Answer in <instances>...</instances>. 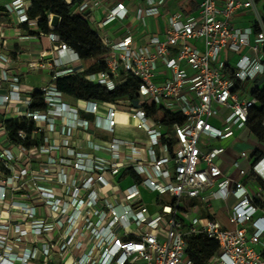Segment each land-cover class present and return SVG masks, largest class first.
Segmentation results:
<instances>
[{
	"label": "built area",
	"instance_id": "built-area-1",
	"mask_svg": "<svg viewBox=\"0 0 264 264\" xmlns=\"http://www.w3.org/2000/svg\"><path fill=\"white\" fill-rule=\"evenodd\" d=\"M108 2L77 0L73 11L103 29L128 14L122 2ZM166 2L144 0L135 9L143 45L132 27L114 40L101 35L106 70L84 76L108 90L121 74L135 77L133 101H64L54 79L83 69L72 66L77 53L53 33L39 32L52 48L27 63L50 73L45 86L24 85L13 58L0 51V264H195L187 247L200 236L217 242L204 264H264V154L239 151L229 164L234 178L220 160L225 147L212 143L247 127L257 103L251 88L264 85L262 14L256 0H199L196 14L167 12L160 37L147 19ZM2 5L0 19L11 15L35 28L31 0ZM239 14L247 21L239 24ZM34 90L44 107H31ZM176 112L182 123H162ZM120 114L145 137L113 135ZM8 119L25 123L16 140ZM96 130L112 138L98 140ZM142 189L155 194L153 202Z\"/></svg>",
	"mask_w": 264,
	"mask_h": 264
},
{
	"label": "trees",
	"instance_id": "trees-1",
	"mask_svg": "<svg viewBox=\"0 0 264 264\" xmlns=\"http://www.w3.org/2000/svg\"><path fill=\"white\" fill-rule=\"evenodd\" d=\"M76 3L77 0H72L69 3L66 0H31L27 16L30 20L35 21V28H30L26 23L19 24V28L30 36H37L39 32L44 34L53 33L58 36L59 41L71 47L77 53L79 59L89 62L81 71H74L54 79L55 86L64 95L74 99L102 102L135 100L139 83L131 75L121 74L113 90H108L101 84L85 79L84 76L88 73L106 70L104 56L107 50L98 31L91 26L87 16L73 11ZM4 10L5 7L0 5V11ZM49 16H52V27L49 24ZM262 19L264 23V11ZM251 94L257 98V103L249 109L246 124L251 132L261 140L264 139V85H254L251 88ZM31 97L33 99L32 108L44 107L40 91L34 90ZM147 109L149 113L156 111L153 106H147ZM175 122L182 123L183 115L178 112L163 115L162 123L164 125L170 126ZM24 125V121L18 119L6 120V127L12 140H16V130L24 127ZM169 144L171 146V139H169ZM123 175H125V172ZM262 204L264 205V202ZM216 250L217 242L205 236L190 240L187 247V251L194 259L195 264H204L205 258Z\"/></svg>",
	"mask_w": 264,
	"mask_h": 264
},
{
	"label": "crops",
	"instance_id": "crops-1",
	"mask_svg": "<svg viewBox=\"0 0 264 264\" xmlns=\"http://www.w3.org/2000/svg\"><path fill=\"white\" fill-rule=\"evenodd\" d=\"M116 2H122L127 8L128 14L124 18L116 19L110 22L105 27H103V29H98L94 22L90 23L91 26L98 31L100 36L105 35L110 40H114L121 37L127 28L132 27L133 35L135 37V44L143 45L145 43V38L143 36V27L137 25L134 19V11L137 7L143 5L144 0H109L108 4L109 6H112ZM198 4L199 0H167L165 6L161 8V12L159 15L147 19L149 30L151 31V33L158 34L160 37H163V33L166 27L165 15L167 12H182L184 14H196L198 12ZM8 19L10 21L9 23L3 22L1 25L2 28L0 32V51L8 54L13 58L14 63L12 67L13 69L21 73L22 82L24 85L36 89L51 83L52 80L50 73L41 70H29L27 67V63L32 59H37L39 52L51 50L52 42L47 36L27 35L15 23L14 16L10 15ZM236 21L239 24L246 22L247 16L239 14L236 18ZM1 41H3V44ZM195 43L201 45V42L198 40L195 41ZM55 55H57V52H53V56ZM88 64V61L78 59L72 64V66L74 68L84 69ZM33 72H39V75L46 74L48 75L49 79L46 80L42 76L38 79V81L36 78H29L30 75L34 74ZM64 101L70 104H75L77 102V99L64 95ZM105 110L106 105L100 104L99 114L101 116L105 114ZM118 121L121 122V124L116 126L115 131L118 128V133H120L121 135L129 139L145 137L144 132L140 129H137L133 125L132 121L128 120L125 116L121 114L118 115ZM122 122L125 123L122 124ZM212 123L214 125H218L217 121L215 120H213ZM95 135L98 140H109L110 138H112V132H105L102 130H96ZM212 143L213 146L223 145L225 147V152L221 156L222 159L220 160L224 161L223 168L226 169L229 168V164L231 163V161L238 157V152L241 150H245L250 156L264 154V139L259 140L248 127L236 130L231 138L222 141L213 140ZM97 153L101 156H107V152L105 151L100 150L97 151ZM241 164L244 167H247V163L244 159L241 160ZM229 171L232 177L238 178L237 171L233 167L229 168ZM129 180L130 179L127 177L124 185H126ZM149 195L151 199L147 203L153 202L152 200L155 196V194L153 193H149ZM153 208L154 205H151L150 209ZM219 215L220 214H218V216Z\"/></svg>",
	"mask_w": 264,
	"mask_h": 264
},
{
	"label": "rangeland",
	"instance_id": "rangeland-1",
	"mask_svg": "<svg viewBox=\"0 0 264 264\" xmlns=\"http://www.w3.org/2000/svg\"><path fill=\"white\" fill-rule=\"evenodd\" d=\"M7 2H9V0H0V5H1V4H5V3H7ZM257 8H258V10L260 11V13L263 14V11H264V0H259V1L257 2ZM0 21H4L5 23H9V22H10L9 19H7V18L0 19ZM33 73H34V72H33ZM38 73H39V72H35L34 74L31 73L32 75H30L29 78H30V77H31V78L33 77L34 79L36 78L37 81H38V79L41 78V76H42V77L45 78L46 80L49 79L48 75H46V74H45V75H39ZM40 74H41V73H40ZM149 102L152 103L151 100H150ZM114 135H115V136H120V137L122 136V137H124V138H127V137L121 135L120 133H118V128L116 129ZM123 185H124V183H123ZM142 193H143V195H144V200H145L146 202H148V201L151 199L149 193H148L146 190H144V189H142ZM218 219H219L223 224L226 223V221H225V216H223L222 214H220V215L218 216Z\"/></svg>",
	"mask_w": 264,
	"mask_h": 264
},
{
	"label": "bare ground",
	"instance_id": "bare-ground-1",
	"mask_svg": "<svg viewBox=\"0 0 264 264\" xmlns=\"http://www.w3.org/2000/svg\"><path fill=\"white\" fill-rule=\"evenodd\" d=\"M53 22V21H52Z\"/></svg>",
	"mask_w": 264,
	"mask_h": 264
}]
</instances>
